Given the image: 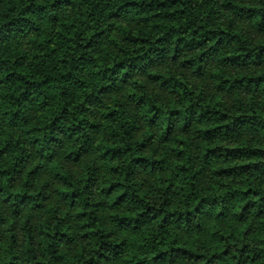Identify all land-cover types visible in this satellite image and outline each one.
<instances>
[{
    "label": "trees",
    "instance_id": "16d2710c",
    "mask_svg": "<svg viewBox=\"0 0 264 264\" xmlns=\"http://www.w3.org/2000/svg\"><path fill=\"white\" fill-rule=\"evenodd\" d=\"M0 264H264V0H0Z\"/></svg>",
    "mask_w": 264,
    "mask_h": 264
}]
</instances>
